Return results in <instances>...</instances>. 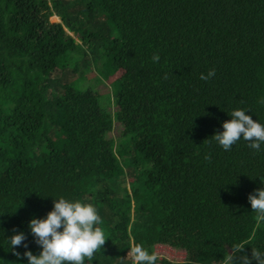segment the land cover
<instances>
[{
	"label": "trees",
	"instance_id": "obj_1",
	"mask_svg": "<svg viewBox=\"0 0 264 264\" xmlns=\"http://www.w3.org/2000/svg\"><path fill=\"white\" fill-rule=\"evenodd\" d=\"M118 71L114 111L110 91L104 104L77 80ZM261 101L264 0H0V264L26 259L7 248L14 229L38 252L26 222L57 196L96 208L106 238L91 264H132L133 241L194 252L156 264L264 249L247 202L264 146L210 137L233 107L264 122Z\"/></svg>",
	"mask_w": 264,
	"mask_h": 264
},
{
	"label": "clouds",
	"instance_id": "obj_2",
	"mask_svg": "<svg viewBox=\"0 0 264 264\" xmlns=\"http://www.w3.org/2000/svg\"><path fill=\"white\" fill-rule=\"evenodd\" d=\"M151 60H159L158 53H153ZM215 75L214 68L198 74V78L208 81ZM264 102V101H261ZM247 108L233 107L226 113L228 119L220 121V130L214 131L211 139L223 150L228 151L238 141H243L254 152L264 146V122L252 119L246 114ZM260 186L247 194V202L255 213V223H264V176H260ZM100 217L93 204L75 198L57 196L51 200V208L43 216H30L26 228L31 234L32 242L39 250L33 254L28 250L22 231L13 230L4 239L7 248L19 257L12 246L24 248L26 259L23 264H91L93 253L100 249L105 240ZM243 244L235 243L224 257V264H264V249L251 247L250 257L240 253ZM132 264H156L157 255L142 244L133 241L127 249Z\"/></svg>",
	"mask_w": 264,
	"mask_h": 264
},
{
	"label": "rangeland",
	"instance_id": "obj_3",
	"mask_svg": "<svg viewBox=\"0 0 264 264\" xmlns=\"http://www.w3.org/2000/svg\"><path fill=\"white\" fill-rule=\"evenodd\" d=\"M50 23H59L60 20L59 18H57L56 16H52L51 18H49ZM93 73H95V71L93 70ZM92 73V74H93ZM98 73V72H97ZM120 75V71L114 73L113 75H111L110 77H108L107 79L103 80V82H100L98 80H96V75H91V76H85V77H81V78H77L78 82H80V86L82 89H87L90 88L92 90H97L98 92H100L102 94V101L105 104L106 102V97L105 95L107 93H109V91L112 88V81L117 78ZM111 93V110H117L120 108V106L117 104L116 100H115V94L110 91ZM120 133V126L117 122L114 123L113 129L111 131V135L116 137L118 136ZM153 252L157 255V257H165L168 258L170 260H174V261H181V260H190L193 261L194 260V252L193 251H189L186 252L184 250H180V249H173L167 245H161V244H155L153 246Z\"/></svg>",
	"mask_w": 264,
	"mask_h": 264
},
{
	"label": "built area",
	"instance_id": "obj_4",
	"mask_svg": "<svg viewBox=\"0 0 264 264\" xmlns=\"http://www.w3.org/2000/svg\"><path fill=\"white\" fill-rule=\"evenodd\" d=\"M222 264H224V263H222Z\"/></svg>",
	"mask_w": 264,
	"mask_h": 264
}]
</instances>
